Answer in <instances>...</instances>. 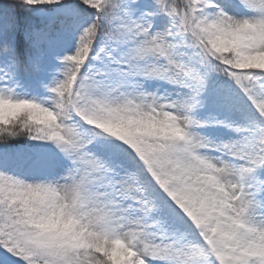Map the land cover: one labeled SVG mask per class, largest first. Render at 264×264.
I'll list each match as a JSON object with an SVG mask.
<instances>
[{"label":"snow or ice","instance_id":"6c2138e0","mask_svg":"<svg viewBox=\"0 0 264 264\" xmlns=\"http://www.w3.org/2000/svg\"><path fill=\"white\" fill-rule=\"evenodd\" d=\"M0 264H264V0H0Z\"/></svg>","mask_w":264,"mask_h":264}]
</instances>
